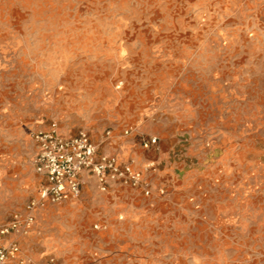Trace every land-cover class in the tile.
<instances>
[{"label": "rangeland", "instance_id": "rangeland-1", "mask_svg": "<svg viewBox=\"0 0 264 264\" xmlns=\"http://www.w3.org/2000/svg\"><path fill=\"white\" fill-rule=\"evenodd\" d=\"M53 124L99 154H151L133 156L166 193L132 203L114 187L124 210L100 231L93 197L76 214L47 205L15 235L20 257L264 264V0H0V225L36 197L32 134Z\"/></svg>", "mask_w": 264, "mask_h": 264}, {"label": "built area", "instance_id": "built-area-1", "mask_svg": "<svg viewBox=\"0 0 264 264\" xmlns=\"http://www.w3.org/2000/svg\"><path fill=\"white\" fill-rule=\"evenodd\" d=\"M131 132L130 128L124 134ZM110 135L108 131L107 136ZM32 139L36 147L33 166L45 177L46 183L40 188L38 198L26 205L23 214H15L9 223L0 225V264H56L53 257L43 263L20 257L15 235L29 234L35 224L37 210L49 204L79 199L85 175L94 178L103 192L114 186H126L140 190L145 197L166 193L163 186L155 187L152 181V176L158 173L156 162L141 163L136 158L121 161L114 154H99L86 131L66 137L53 124L49 129L33 132ZM157 142V138H149L143 141V146L149 149Z\"/></svg>", "mask_w": 264, "mask_h": 264}, {"label": "crops", "instance_id": "crops-1", "mask_svg": "<svg viewBox=\"0 0 264 264\" xmlns=\"http://www.w3.org/2000/svg\"><path fill=\"white\" fill-rule=\"evenodd\" d=\"M150 138H153V137H150ZM152 147H154V146H152ZM138 153H140V154H138ZM133 154L139 155V156H142V154H143V156H146L147 158H152L151 154L145 155V153H142V151L139 148H134L133 144L130 142H126V143L121 144L117 154H114V155H116L121 161H125L124 157H126V155H131L128 159L136 158L137 160H139V158L133 156ZM128 159H126V160H128ZM34 171L39 176L40 182H39V187L37 189V195L32 200H35L38 198L40 188L46 183L45 177L42 176L41 174L37 173L35 168H34ZM155 175L152 176V181H153L154 186L155 187L163 186V184H158L155 182V178H154ZM92 180L95 181V179L92 178L91 176L85 175L83 177L84 183L82 186L81 197H84V198L93 197L96 200V201H93L94 204L92 206H90V204H88V202H87V204L91 207L92 210L88 211L86 216H84V217H86V218L88 217V219L90 217L93 219H97V218L100 219V217L103 216L104 218H106V221H102V222L95 224V226H98V229H96L98 231L105 230L107 228V226H106L107 221L113 220L114 217L117 215V212L119 210H120V212H121V210H124L122 208H116L115 206H111V204L108 203L107 195L109 194L111 189H113L115 187L116 189L112 193L117 192L116 194L122 196V198H123V200H125V202L129 201L132 203H139L136 200V198H139L142 196V193L140 192V190L130 188V187H126V186H114V187L110 188L107 192H103L101 190L98 191L96 189V187H94V184H92V182H91ZM80 198L77 200L68 201V202H70V204L63 206L60 209H57L58 212H59V210H61L62 214L63 213L68 214V212H71V214H76L77 210L80 209V207L78 208L77 206L86 204V202L85 203L84 202L78 203ZM32 200H30L29 202H31ZM68 202H66V203H68ZM123 204H125V203L124 202L121 203V205H123ZM123 212H125V211H123ZM38 213L42 214L43 211L40 210ZM135 216H137V214H135ZM102 226H106V228H102ZM50 257L51 256L45 258L42 262H36V263H43Z\"/></svg>", "mask_w": 264, "mask_h": 264}]
</instances>
